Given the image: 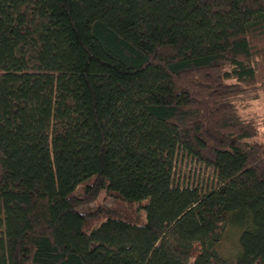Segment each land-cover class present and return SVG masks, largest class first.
<instances>
[{
  "label": "trees",
  "instance_id": "16d2710c",
  "mask_svg": "<svg viewBox=\"0 0 264 264\" xmlns=\"http://www.w3.org/2000/svg\"><path fill=\"white\" fill-rule=\"evenodd\" d=\"M61 1L0 0V264H264V0Z\"/></svg>",
  "mask_w": 264,
  "mask_h": 264
},
{
  "label": "rangeland",
  "instance_id": "374dc122",
  "mask_svg": "<svg viewBox=\"0 0 264 264\" xmlns=\"http://www.w3.org/2000/svg\"><path fill=\"white\" fill-rule=\"evenodd\" d=\"M53 1L54 4L57 5V7H64L63 3L61 0H50ZM52 3V2H51ZM260 139H264V137H260ZM182 169L184 170L183 173L185 172V174L189 177H195V178H201L204 175V167L201 166L199 163H197L196 161H192V160H184L183 164H182ZM198 175H201V177H199ZM115 202V199L106 195L104 191H102L100 193V195L98 196V198L96 200H94L93 202L87 203L82 205L79 210L81 211H91L94 210L100 206H109L112 205ZM234 238L231 237V235L229 234L224 240L223 243L221 244L222 249L224 251H228L231 250L233 248L234 245Z\"/></svg>",
  "mask_w": 264,
  "mask_h": 264
}]
</instances>
